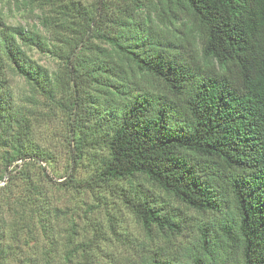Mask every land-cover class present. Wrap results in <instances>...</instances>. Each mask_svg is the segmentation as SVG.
Instances as JSON below:
<instances>
[{
  "label": "trees",
  "instance_id": "1",
  "mask_svg": "<svg viewBox=\"0 0 264 264\" xmlns=\"http://www.w3.org/2000/svg\"><path fill=\"white\" fill-rule=\"evenodd\" d=\"M24 1L33 7L43 0ZM93 3L68 0L55 17H43L66 51L50 49L36 30L7 25L0 11L3 174L20 172L14 163L48 159L13 102L8 66L68 115L67 188L125 180L122 202L149 241L165 245L192 228L170 200L203 216L197 243L182 255L158 246L127 264H264V0ZM26 49L52 52L58 70L33 63ZM95 147L106 159L81 183L74 167ZM11 248L0 235V264Z\"/></svg>",
  "mask_w": 264,
  "mask_h": 264
},
{
  "label": "rangeland",
  "instance_id": "2",
  "mask_svg": "<svg viewBox=\"0 0 264 264\" xmlns=\"http://www.w3.org/2000/svg\"><path fill=\"white\" fill-rule=\"evenodd\" d=\"M68 0H43L31 7L24 0H0V11L9 26L36 30L45 37L49 48H60L53 40L51 31L42 23L43 17H55L59 6ZM70 1V0H69ZM84 7H92L93 0H71ZM122 6V3L114 6ZM99 41L95 40L94 43ZM103 46L102 44L98 43ZM51 49V48H50ZM66 51L64 46L60 48ZM33 63L55 73L60 60L52 52L41 53L26 49ZM6 79L17 109L30 120V139L39 150L47 154V162H29L17 165L12 175L3 174V157L7 149L0 148V235L3 244L10 245L7 264H127L139 255L150 254L158 246L168 254L182 255L197 243L196 225L203 221L193 211L183 209L173 200V207L180 209L192 228L185 237L165 245L161 239L149 241L143 229L122 202L121 195L129 189L128 182L111 181L82 189L64 185L71 170L70 132L68 115L58 105L34 94L25 80L8 66ZM106 150L94 148L83 153L75 168V179L83 183L97 175L106 159ZM13 166L12 169H15ZM15 175V176H13ZM28 179L22 181L21 177ZM9 177V178H8ZM33 188V189H32ZM37 188L36 191H33ZM154 195H165L144 184ZM30 259V262L27 260Z\"/></svg>",
  "mask_w": 264,
  "mask_h": 264
}]
</instances>
